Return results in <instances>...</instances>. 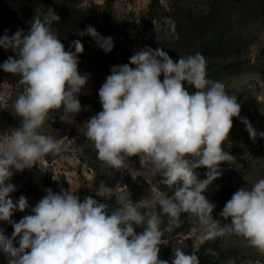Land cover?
I'll list each match as a JSON object with an SVG mask.
<instances>
[{"label":"clouds","instance_id":"9594fccd","mask_svg":"<svg viewBox=\"0 0 264 264\" xmlns=\"http://www.w3.org/2000/svg\"><path fill=\"white\" fill-rule=\"evenodd\" d=\"M58 21L54 9L37 10L27 33L18 28L0 38V47L15 53L0 68L19 77L23 89L13 105L20 125L0 134V222L14 229L11 237L0 229V253L7 264H169L160 259L161 245L168 244L164 234L179 226L182 214L205 240L234 235L264 254V178L241 187L226 202L219 215L227 223L213 218L216 205L203 194L221 176L220 165L235 162L225 142L241 105L223 82L208 78L202 54L174 61L163 48L138 50L128 64L111 69L98 92L102 111L84 124V134L104 166L128 170L135 179L142 173L127 162L139 157L143 174L159 175L166 190L148 179L150 199L134 202L119 186L101 182L96 195L105 201L114 196L118 206L110 209L92 196L81 201L78 182L59 193L47 189L32 214L12 220L16 211L29 208L25 196L11 199L16 186L7 182L13 169L22 172L61 153L60 141L45 134L43 126L61 109L60 120L68 124L82 110L78 97L88 76L79 72L78 55L84 46L75 40L70 46L75 51L66 50L52 30ZM79 34L92 37L106 53L113 48L112 37L101 36L94 26ZM241 122L250 138H264L246 118ZM198 168L208 170L205 179L198 178ZM171 264L200 262L196 252L176 248Z\"/></svg>","mask_w":264,"mask_h":264},{"label":"rangeland","instance_id":"374dc122","mask_svg":"<svg viewBox=\"0 0 264 264\" xmlns=\"http://www.w3.org/2000/svg\"><path fill=\"white\" fill-rule=\"evenodd\" d=\"M0 0V38L11 36L17 29L27 33L35 11L46 12L54 9L59 21L54 22L52 30L68 51L72 42L80 40L84 46L78 55V69L81 75L88 76L87 85L79 95L81 112L75 115L71 124L60 120L62 109L53 113L42 131L61 143L62 151L56 155H47L31 169L16 172L7 183L16 186L10 194L13 201L25 196L29 208L16 211L12 220L19 222L25 215L32 214L31 209L47 194V189L59 193L81 183L77 195L81 201L92 196L101 203L117 207L115 197L105 201L96 195L101 182L113 187L119 186L127 191L135 202L150 199L152 185L166 190L159 175L147 177L141 169L139 157H130L128 167L142 174L133 179L128 170L114 171L97 159L96 150L85 136L84 124L102 111L99 101V89L117 66L107 55L88 46V35L79 32L92 25L91 18L98 26L112 29L114 40L129 50L144 48H163L173 59L202 54L207 62V75L210 79L223 82L230 95H236L241 105L239 117L233 118V127L229 139L225 142V151L235 157L231 165H220L221 176L209 185L203 193L216 205L212 215L227 223L219 213L226 202L241 187L251 186L264 178V138H250L246 125L241 118L251 122L257 133L264 132V0ZM216 3L217 11L209 20L197 23V32H189L187 27L174 29L166 11L175 13L185 24L190 16L189 8L203 9L205 3ZM162 7H165L163 10ZM71 13V14H70ZM195 34V35H194ZM209 37L203 44L201 37ZM213 38V39H212ZM212 39V40H211ZM9 56L15 58L11 49L0 47V64ZM19 77L6 73L0 68V134H6L11 128L20 125V117L15 114L13 105L22 92L18 84ZM163 80V79H162ZM198 178H206V168L195 170ZM151 179L152 185L148 183ZM70 184V185H69ZM90 185V186H89ZM167 223L164 218L163 228ZM187 214H182L178 227L166 232L167 245H161L160 259L171 264L173 251L180 248L187 253L196 252L200 264H264V254L247 246L246 241L234 235H224L205 240L199 231L193 230ZM6 236L11 237L14 229L6 222H0ZM143 229L138 227L139 233ZM18 247V243L16 244ZM0 264H7V258L0 253Z\"/></svg>","mask_w":264,"mask_h":264},{"label":"trees","instance_id":"16d2710c","mask_svg":"<svg viewBox=\"0 0 264 264\" xmlns=\"http://www.w3.org/2000/svg\"><path fill=\"white\" fill-rule=\"evenodd\" d=\"M152 2H155L152 1ZM156 2H158V0H156ZM203 9L197 8L196 10H193L192 8H189V12H190V16H188L187 19H185L187 22L185 24L182 23V21H180V19H178L175 15V13L171 12V11H166L165 7H162L163 10H165V15L166 17L171 20V24L173 26L174 29L178 30V29H182V26L184 25V28L187 27V30L191 33H195L197 32L196 30V25L197 23H202L209 20L210 17L212 18L215 14V12L217 11V6L216 3H205L203 4ZM71 14V13H70ZM93 18H91L90 22L93 23L91 26H94L95 29L97 30V32L103 36V37H108L111 36L113 39V48L110 52H107V55H109L110 59L118 66V65H123V64H128L130 61V57L136 52L134 50H129L126 46L121 45L120 41L118 39L114 40L113 36H112V29L109 27H101L98 26L96 22H94L92 20ZM195 35V34H194ZM213 39V38H212ZM211 39V40H212ZM201 40H203V44L204 42L207 43L209 42V37H201ZM90 45L88 46L91 49H94L96 51H99V53H106L105 51H103L101 48H99L97 46V43L95 42V40L90 37L89 39ZM180 58V56L174 57L173 60L174 61H178ZM132 67H135V65H131ZM208 76V75H207ZM209 78V76H208ZM160 79H163V75H161ZM185 88L186 90H188L190 93H194L195 89L191 86H188L187 83L185 82Z\"/></svg>","mask_w":264,"mask_h":264}]
</instances>
